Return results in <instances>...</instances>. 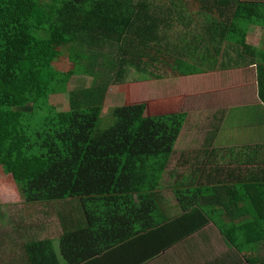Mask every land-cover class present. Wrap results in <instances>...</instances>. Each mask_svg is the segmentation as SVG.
Masks as SVG:
<instances>
[{"label": "trees", "instance_id": "trees-1", "mask_svg": "<svg viewBox=\"0 0 264 264\" xmlns=\"http://www.w3.org/2000/svg\"><path fill=\"white\" fill-rule=\"evenodd\" d=\"M174 1L0 0V176H9L24 214L58 217L54 226L36 228L25 264H61L55 239L69 264H146L209 222L248 262L264 264L257 250L264 242V166L226 168L225 178L211 166L193 170L173 183L181 213L161 203L158 190L187 120L182 95L150 99L153 83L139 80L114 108L115 123L97 129L112 86L124 84L129 69L156 81L204 73L214 54L209 40L220 31L238 47L228 67L256 64L262 105L250 128L260 136L264 40L256 48L247 39L251 27L264 29V0H191L205 32L189 44L187 33L169 35L184 17L189 26L194 18L187 6L184 17L177 12ZM63 58L68 71L57 66ZM159 68L167 75L152 70ZM83 75L92 86L70 91ZM65 95L68 109L50 101ZM74 199L84 217L64 206ZM243 214L253 219L236 225Z\"/></svg>", "mask_w": 264, "mask_h": 264}, {"label": "rangeland", "instance_id": "rangeland-1", "mask_svg": "<svg viewBox=\"0 0 264 264\" xmlns=\"http://www.w3.org/2000/svg\"><path fill=\"white\" fill-rule=\"evenodd\" d=\"M170 1L171 0H156L157 3L163 2L165 4H169ZM174 2L177 3V12H183V17L184 7L187 6L189 9L188 17L194 18H192V25L189 26L187 19L184 17L185 23H181V27L175 28L174 32L169 35L175 38L176 35L181 32L187 33V44H189L193 38H197V40L201 37L203 38L205 20L198 13L195 14L194 10H198L197 7L191 5V0H175ZM263 40L264 29L252 27L249 31V40L247 39L248 44L259 48ZM232 46L234 48L237 47L236 45ZM232 46L221 42L219 45V54H213L216 63L213 64V60L209 58L204 67L208 69L209 72L201 75L187 76L174 80L167 79L165 81H156L153 78H149L147 74L129 69V73L123 81L124 84H115L112 86L110 91L112 95L111 99L105 104V120H101L97 129L103 130L115 123L116 118L114 115H112V123H109L110 119L108 118L113 114V110L116 106L124 104V95L127 86L137 84L136 82L139 80H148L153 83L148 85V93H146L150 99L152 97H171L177 94L183 96L182 111L187 113V120L176 146L177 152H174L176 158H174L173 162L170 164L174 165V168H178L179 173L188 171L193 172V170L199 169L204 170L206 167H209V149L213 147L220 148L219 150L222 152L219 154V158L224 156L225 159H217L218 164H214L211 166L212 168L216 167L220 169L232 165L235 168L249 169L251 160L255 158L254 147L258 146V144L255 141V143L251 145L250 141L246 140V138H242V141H236V133L239 131L244 132L245 125H249L248 128H250L254 123L256 124L257 121L251 118L253 111H250L248 108V110H244L241 113L242 117L237 113V119H235L232 114L233 110L227 103L230 100L228 99L229 96L231 97V102L233 101V103L244 107L247 105L257 106L255 104L262 103L258 96V78L255 65H250L245 68L244 73L239 72L235 68L231 70L230 67L229 69L227 68L228 56L237 54L236 51L229 48ZM57 62V66L63 71H68L71 68L68 58H63ZM210 66H212V69H209ZM106 70H108L106 74L110 75L111 72L109 69H103L100 72L103 73ZM152 70L157 74L167 75V73L160 68ZM92 84L93 79L91 77L84 75L77 76L70 82L69 90L88 88L91 87ZM64 97L68 98L66 95L62 97L53 96L50 101L54 105L62 106V100L60 99ZM118 97L120 98L118 99ZM244 109H246V107ZM260 110H258V112H260ZM224 117L225 121L223 122ZM239 126H241V129H237ZM235 128L237 132L234 130ZM214 134L219 135L221 139L229 141L231 145L229 143L224 144L222 147L213 145ZM185 153L186 155L191 154L192 158L190 161H183L178 158L180 154ZM176 163L178 166H175ZM262 165H264V163ZM170 173V170L165 173L161 183L162 188H159V192H162L165 196V203L168 204L172 203L173 197H175L172 187L169 185L171 180L169 177ZM5 176L6 175L0 176V234L8 230L9 224L12 221H19L21 218L28 221L47 218V213L42 214L43 216L40 214L34 215L32 213L24 214V209L20 205L21 198L14 191L9 176ZM75 200L76 199L73 201V205L71 204L72 200H69L71 202H67V205L64 206L69 209L73 208L77 214L81 212L84 217L81 204L80 209L76 210L75 207L78 205H76L77 201ZM49 210L48 213L53 212L52 209ZM173 215H175V213H173ZM54 220H57V216ZM55 221L53 222L58 223Z\"/></svg>", "mask_w": 264, "mask_h": 264}, {"label": "crops", "instance_id": "crops-1", "mask_svg": "<svg viewBox=\"0 0 264 264\" xmlns=\"http://www.w3.org/2000/svg\"><path fill=\"white\" fill-rule=\"evenodd\" d=\"M251 28H250V30H251ZM257 28H260V27H257ZM209 29H210V27H209ZM207 36L209 38H211L210 34ZM248 40H249V34H248ZM209 42H210V52H214V55H218V54H216L217 51L220 52L219 45L221 42L228 44L230 46L234 45V43L231 41V39L222 38L220 31H214L213 41L209 40ZM247 43H248V41H247ZM250 46H252V45H250ZM261 47H262V44L260 45L259 48H261ZM216 48H218V49H216ZM229 48L236 51V48H234L233 46L229 47ZM212 58H213V62L216 63L213 54H212ZM232 58H238V57L236 55H234V56L229 55L227 62ZM250 65H255V67H256V64L252 63V64L243 65V66H239V67L230 66V70L232 68H235L239 72L244 73L245 68L249 67ZM227 68L229 69L228 63H227ZM209 69H212V66H210ZM205 71L206 72H204V73L209 72L208 69H206V68H205ZM201 74H203V73H200L197 75H201ZM71 91H74V90H71ZM111 96L112 95L110 94V98H108V100L111 99ZM119 98L120 97H118V99ZM228 99L231 100V97L229 96ZM108 100H106V102H108ZM230 100L227 104L229 107L232 108V110H233L232 114L234 115L235 119H237V113H239V116H241V113L244 110L249 109L250 111H255L258 109V107H257L258 105H262L259 103L255 104L257 106H254V105L248 106L247 105V106H245L246 109H244L245 108L244 106L237 105V104L233 103V101L231 102ZM65 101H67L66 97H64L62 99V106L63 107L62 106L61 107L64 109H68L69 108L68 104ZM105 107H106V105L104 106V111H105ZM240 108H242L243 110ZM104 111H103V115H102L103 119H104ZM111 116H112V114H111ZM251 118H252V116H251ZM255 120H258V119H255ZM224 121H225V117L223 118V122ZM245 121H247V120H245ZM257 123H258V121L256 122V124ZM254 125H255V123H254ZM248 126H246V125L244 126V132H240L239 130H238L239 132H237V129H241V126H239L237 129L236 128L234 129L238 133V134L236 133V135H237L236 141H238V140L242 141V138H246V140L250 141L251 145H253L256 141L258 146L254 147L255 158L251 160V166L249 169L255 168L254 171L258 172V170L260 169L259 166H261V168H263V166H264V165H262L264 163V161H263L264 160V138H263L264 128H262V130H260L258 132V133H261L260 136L256 137V135H254V133H253V129L248 128ZM226 143H229V141L221 139L219 135L214 134L213 145L222 147ZM219 149L220 148H216V147L209 149V159H210L209 166H213L214 164H218L217 159H220V160L225 159L224 156L219 158V154L222 152ZM174 154L172 156L171 162H173V158H176L174 156ZM185 155H186V153L180 154L178 156V158L183 160V161H186L183 158ZM171 162H170V164H171ZM254 163H255V165L253 166ZM170 164H169V168L167 169V171L168 170L171 171V173L169 174V177L171 178L169 185L172 188L174 185L173 183L176 181V179H177V181L183 180L185 182L187 178H189V177L191 178L192 172L188 171V172L179 173L178 168H174V165H170ZM229 164H231V163H229ZM175 166H178V164L176 163ZM214 168H216V167H214ZM226 168L238 170L237 167L235 168L232 165H228L227 167H222L220 169L217 168V170H216L217 174L219 176L225 178L226 177V172H225ZM240 169H243V168H240ZM179 178L181 180H179ZM159 194H160L161 203L163 204L164 209L169 210V212L172 215H173V213H175L174 216L179 215L181 213V208H180L179 204L177 203L175 197H173L172 203L168 204V203H165V201H164L165 196L162 194V192H159ZM242 213H244V212H242ZM32 214L42 215L43 213H38V212L36 213L35 211H33ZM34 215H31V216H34ZM242 216H243L242 219L241 218L236 219V221H235L236 225H240L241 223H244L245 221H250L253 219V216L248 215V214H243ZM54 218L55 217H52L50 220L39 219V220H35V221L34 220L28 221V220L21 218L19 221H17V220L12 221L9 224L8 230L5 231V233L0 234V264H25V260H26V255L24 253L25 252V250H24L25 245L31 239H34L35 235L39 234L40 229H36V228L41 227V225L43 226V225L48 224V223H53V226H54L56 224L53 222V221H55ZM227 218L230 219L229 216ZM56 221H58V217H57ZM49 230H56V228L51 227ZM55 246L59 252V259H60L61 264H69L64 259V257L62 256L61 245L57 239H55ZM259 247H261V248H259ZM257 248H258L257 250H258L259 256L261 258H264V242L257 243ZM128 252H130V254H133V249L128 248ZM124 254H126V253H124ZM113 257L115 258V256H113ZM115 261H117L116 258H115ZM117 262H118V264H120V261H117ZM146 264H251V263L248 262L246 260V258L234 247V245H232L222 235L221 231L219 230V228L216 226V224L214 222H209L207 225H205L204 227L199 229L197 231V233H194V234L188 236L187 238H185L184 240H182L178 244L174 245L173 247H171L170 249L165 251L159 257H157L154 260H151L150 262H148Z\"/></svg>", "mask_w": 264, "mask_h": 264}]
</instances>
